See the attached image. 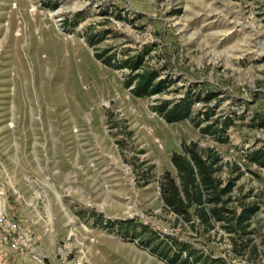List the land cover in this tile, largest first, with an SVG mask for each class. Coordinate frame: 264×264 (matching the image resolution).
Wrapping results in <instances>:
<instances>
[{"label": "rangeland", "instance_id": "obj_1", "mask_svg": "<svg viewBox=\"0 0 264 264\" xmlns=\"http://www.w3.org/2000/svg\"><path fill=\"white\" fill-rule=\"evenodd\" d=\"M144 49L175 80L160 95L134 96L128 70L94 56L113 64ZM188 87L214 94L200 126L217 119L216 133L154 111ZM258 116L264 0H0V206L34 240L28 252L0 249V264H166L104 225L130 218L229 264H264V169L245 157L264 143ZM189 142L222 156L224 181L239 175L228 208L258 205L235 244L218 225L196 234L162 208L159 179L175 176L171 154Z\"/></svg>", "mask_w": 264, "mask_h": 264}, {"label": "trees", "instance_id": "obj_2", "mask_svg": "<svg viewBox=\"0 0 264 264\" xmlns=\"http://www.w3.org/2000/svg\"><path fill=\"white\" fill-rule=\"evenodd\" d=\"M87 43L90 46L94 45L91 38L87 39ZM148 52L147 49L137 51L113 64L114 55H108L106 58L102 56L108 53V49H103V54L94 52V56L110 67L127 69L124 85L131 86L130 92L134 96L160 95L175 80L169 74L161 75L154 66L147 64ZM179 88H184V85L175 88V92L179 91ZM213 96V93H203L201 90L188 87L176 100L157 101L154 111L167 122L189 119L200 132L214 134L217 130L212 129L218 125L217 119L200 126L201 122L209 120L208 101ZM199 102L205 104L202 110L194 112L193 106ZM227 119L224 122L220 121L223 133L233 121L231 118ZM257 124L264 126V116H258ZM245 157L252 164L264 169V143L249 148ZM170 160L176 174L173 176L169 171H165L159 179V190L163 210L172 212L177 224L193 229L196 234L198 230L209 234L218 225L229 235H233L230 238L233 244L236 237L249 233L246 229L249 227L251 216L258 210V205L253 203L240 206L241 210L238 213L228 208L227 204L232 201L230 193L239 175L225 181L221 179L220 172L224 164L219 153L212 147L200 149L195 142H189L182 143L181 151L173 152ZM234 167L239 170L236 164ZM104 225L107 227L118 225L120 234L130 240L136 239L139 246L146 247L166 264H229L225 258L204 253L174 235L159 233L144 224L135 225L132 218L106 220Z\"/></svg>", "mask_w": 264, "mask_h": 264}, {"label": "built area", "instance_id": "obj_3", "mask_svg": "<svg viewBox=\"0 0 264 264\" xmlns=\"http://www.w3.org/2000/svg\"><path fill=\"white\" fill-rule=\"evenodd\" d=\"M33 245V232L22 225L16 213H8L0 206V249L28 252ZM76 264H83V260H77Z\"/></svg>", "mask_w": 264, "mask_h": 264}, {"label": "crops", "instance_id": "obj_4", "mask_svg": "<svg viewBox=\"0 0 264 264\" xmlns=\"http://www.w3.org/2000/svg\"><path fill=\"white\" fill-rule=\"evenodd\" d=\"M0 192H1V189H0ZM41 241V240H40ZM28 257H24L23 259H21L20 261H15L17 264H25V260L27 259ZM30 259V258H29ZM37 262V261H36Z\"/></svg>", "mask_w": 264, "mask_h": 264}]
</instances>
